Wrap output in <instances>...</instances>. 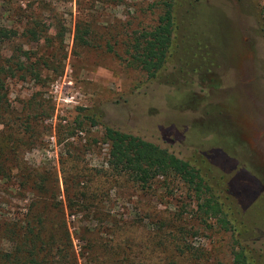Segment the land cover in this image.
I'll return each instance as SVG.
<instances>
[{
  "label": "rangeland",
  "instance_id": "1",
  "mask_svg": "<svg viewBox=\"0 0 264 264\" xmlns=\"http://www.w3.org/2000/svg\"><path fill=\"white\" fill-rule=\"evenodd\" d=\"M158 1L0 0V26L18 34L5 43L2 62L12 65L27 51L39 73L5 81L4 106L14 118L30 117L10 159L56 177L64 206L86 195L85 210L64 209L77 254L81 228L86 237L102 230L108 239L110 225H118L120 242L149 245L140 255L146 264H193L176 256L175 244L197 255L195 264H230V234L215 219L204 224L183 184L158 179L140 189L103 176L102 129L77 124L93 115L199 165L232 223L245 229L256 264H264V0H175L172 54L147 80L126 66L124 43L156 25ZM30 29L41 38L33 41ZM7 134L0 130V138ZM15 173L11 182L0 180V219L13 223L31 199L15 188ZM154 233L171 244L157 249Z\"/></svg>",
  "mask_w": 264,
  "mask_h": 264
},
{
  "label": "trees",
  "instance_id": "2",
  "mask_svg": "<svg viewBox=\"0 0 264 264\" xmlns=\"http://www.w3.org/2000/svg\"><path fill=\"white\" fill-rule=\"evenodd\" d=\"M157 4L161 13L156 25L130 36L124 43L126 66L140 70L147 80H154L165 69L174 42L177 2L159 0ZM17 35L16 31L0 26V56L5 43ZM27 36L33 41L41 38V34L34 29L28 30ZM77 38L81 44H86L84 34ZM19 52L20 55L12 65L9 61L2 62L0 58V130L5 129L8 133L7 137L0 138V180L11 182L12 172L15 170V188L28 193L31 199L25 207L26 213L16 223L0 219V264H79V256L84 264H146L140 255L146 253L149 245L140 247L134 239L120 242L118 238H121L124 227L118 225H110V230H106L108 239L102 238L105 234L102 230L98 231L97 239L86 237L85 234L89 232L87 227L81 228L76 237L81 243L80 254H77L64 219V209L70 211L77 207L81 211L85 210L88 208L85 205L86 195H78L73 205L71 201H67L64 206L58 201L56 177L51 178L48 173L40 174L38 170H33L21 162L17 163L16 159H10V155L19 147V137L26 132V128H30V117L14 118L12 110L4 106L5 81L17 76L24 80V73L31 74L35 80L39 78V73L36 72L38 61L29 62V52ZM84 120L90 121L91 127L99 126L102 129L101 140L108 147L104 177L108 174L110 177L125 178L140 189H149L158 179L180 182L195 200L198 216L204 224L207 219H215L218 224L215 226L230 234V264H256L254 250L242 235L245 229L232 223V215L224 209L199 165L182 160L167 149L140 137L106 126L93 115H84L77 122L79 128ZM154 234L151 239L158 240V244L154 245L157 249L167 248L171 244L161 233ZM174 249L176 256L193 264L199 258L184 246L175 244ZM158 264L165 262L159 259Z\"/></svg>",
  "mask_w": 264,
  "mask_h": 264
}]
</instances>
